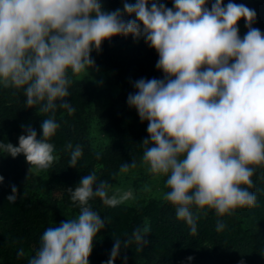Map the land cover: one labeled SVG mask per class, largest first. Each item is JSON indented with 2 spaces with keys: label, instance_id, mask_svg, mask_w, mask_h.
Returning a JSON list of instances; mask_svg holds the SVG:
<instances>
[{
  "label": "clouds",
  "instance_id": "clouds-1",
  "mask_svg": "<svg viewBox=\"0 0 264 264\" xmlns=\"http://www.w3.org/2000/svg\"><path fill=\"white\" fill-rule=\"evenodd\" d=\"M255 22V10L233 0H215L210 7L209 0H173L171 8L162 0H123L115 10H105L100 0H0V86L23 90L27 108L50 113L42 137L26 127L18 147L0 142V149L13 158L23 154L29 173L49 169L55 159L50 140L60 127L56 111H75L66 99L72 78L97 70L92 52L99 53L105 41L143 38L158 53L156 68L164 75L134 81L127 102L147 122L141 163L150 174L166 177L163 199L193 236L201 212L212 209L225 217L254 207L253 176L264 167V33ZM82 155L81 146L72 149L70 167ZM137 166L135 160L124 163L120 173ZM67 191L80 214L47 228L28 264H89L107 225L89 201L98 197L115 207L134 199L131 190L110 195L112 186L95 172ZM17 195L12 186L8 201L15 203ZM223 229L218 220L216 230ZM148 232L145 225L115 239L106 264H115L122 248L145 245Z\"/></svg>",
  "mask_w": 264,
  "mask_h": 264
},
{
  "label": "trees",
  "instance_id": "trees-1",
  "mask_svg": "<svg viewBox=\"0 0 264 264\" xmlns=\"http://www.w3.org/2000/svg\"><path fill=\"white\" fill-rule=\"evenodd\" d=\"M100 2L105 10L123 6V0ZM162 2L173 7V0ZM213 2L209 0V7ZM228 2L224 0L225 5ZM233 2L254 9L253 27L264 33V0ZM239 32L241 37L247 32L243 20ZM92 57L104 85L72 78L66 99L75 111L71 115L63 109L56 111L60 127L50 140L55 146L52 166L29 173L31 166L23 154L13 158L0 149V175L4 177L0 184V264H28L47 228L78 217L80 208L72 203L67 190L92 172L112 186L110 195L131 190L134 199L115 207L105 206L98 197L89 201L91 209L107 222L94 241L89 264H106L115 239H127L134 229L145 225L149 228L145 245L133 243L128 249L122 248L115 264H125V258L126 264H264V167H257L253 176L255 186L250 191L257 197L254 207L238 208L225 217H217L212 209L206 210L207 214L201 212L193 236L187 223L179 220L174 207L163 199L168 191L166 177L154 176L142 166L141 144L149 136L147 122H142L127 102L128 95L136 91L134 81L163 78L156 68L158 53L143 38L137 41L120 36L105 41L99 53L93 50ZM49 115L27 108L23 90L0 86V142L18 147L26 127L34 128L42 137L41 124ZM94 128L99 129L96 136ZM77 145L83 155L72 168L70 154ZM132 160L137 168L121 174L120 166H130ZM12 186L18 192L15 203L7 199ZM145 186L150 190L144 191ZM218 220L224 223L222 231L216 230ZM21 249L24 257L17 255Z\"/></svg>",
  "mask_w": 264,
  "mask_h": 264
},
{
  "label": "rangeland",
  "instance_id": "rangeland-1",
  "mask_svg": "<svg viewBox=\"0 0 264 264\" xmlns=\"http://www.w3.org/2000/svg\"><path fill=\"white\" fill-rule=\"evenodd\" d=\"M77 77L79 79H84V80L92 81L97 86L104 85V78H103L102 74L98 70H91V69H89L88 71H86L85 73H82V74L78 75ZM92 133L94 134V136H96V134L99 133V129L94 128V130H92ZM150 192L153 194L152 191H150Z\"/></svg>",
  "mask_w": 264,
  "mask_h": 264
}]
</instances>
